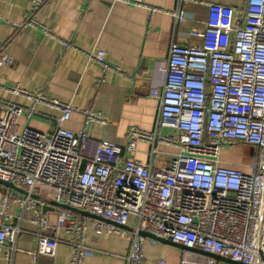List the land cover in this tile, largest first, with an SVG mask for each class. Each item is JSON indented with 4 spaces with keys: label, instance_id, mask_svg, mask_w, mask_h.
<instances>
[{
    "label": "built area",
    "instance_id": "obj_1",
    "mask_svg": "<svg viewBox=\"0 0 264 264\" xmlns=\"http://www.w3.org/2000/svg\"><path fill=\"white\" fill-rule=\"evenodd\" d=\"M189 2L204 5L208 15L202 31L189 33L200 43L183 45L176 33L188 20L196 21L183 9ZM42 4L36 0L27 22L17 27H38L30 15ZM170 15L174 34L160 69L164 83L150 91L159 101L157 126L152 132L131 127L125 147L102 141L89 153L86 129L73 133L62 128L77 109L42 93L6 88L32 106L0 102V180L25 193L3 187L0 251L7 244L15 251L23 233L11 224L10 210L17 206L32 211L31 222L41 230L33 259L55 256L58 240L46 235L51 226L43 211L52 206L34 199L39 197L98 217L94 228L99 234L129 240L126 264L144 262L147 238L141 233L235 264H264V0H247L240 10L178 0ZM104 57L98 53L93 59L106 71L111 67ZM11 63L0 58V66ZM37 107L62 114L55 130L20 132L19 119L36 115ZM84 113L86 124L102 120L96 113ZM140 143L150 147L147 166L128 158ZM162 147L174 152H161ZM241 147L256 150L254 163L236 167L222 161L223 152ZM159 157L168 160L159 166ZM53 208L56 228L72 236L71 264H85L98 252L85 245L86 219ZM132 219L136 226L129 228ZM193 256V262L184 263L226 264Z\"/></svg>",
    "mask_w": 264,
    "mask_h": 264
},
{
    "label": "crops",
    "instance_id": "obj_2",
    "mask_svg": "<svg viewBox=\"0 0 264 264\" xmlns=\"http://www.w3.org/2000/svg\"><path fill=\"white\" fill-rule=\"evenodd\" d=\"M35 1L0 0V58L6 56L12 61L10 66H0V102L29 109L30 101L6 92V88L18 86L73 106L77 110L62 128L73 133L86 129L89 153L102 141L125 147L131 127L154 131L159 120V101L150 96V91L164 83L160 69L165 67L173 40L174 21L170 14L177 10L178 0H42L40 9L30 15L38 27L18 28L27 22ZM190 1L220 4L235 10L243 9L247 2ZM152 9L159 11L151 14ZM183 9L188 18L194 16L196 21L188 20L176 33V40L183 45L198 44L200 40L190 39L189 33L204 29L207 8L189 2ZM64 43L70 47L65 48ZM98 53H104L105 63L111 69L103 70L93 59ZM85 111L98 114L102 120L86 124ZM36 113L19 119L20 132L29 128L50 134L62 115L45 107H37ZM160 151L174 152L168 147ZM233 151L223 152L222 161L236 167L247 164L241 156L233 155ZM128 158L147 166L150 147L140 143ZM167 160L159 157V166ZM3 193L0 186V203ZM38 209L42 210L40 206ZM50 209L47 215L51 230L46 235L58 240L55 256L33 259L40 227L31 222L32 211L22 212L13 206L11 224L19 226L23 233L18 237L15 251L11 244L0 251V264H71L72 248L68 242L72 236L56 228V212L53 207ZM77 216L87 221L85 245L98 251L85 264H126L129 240L99 234L94 228L95 219ZM135 226L132 219L129 228ZM193 253L180 246L147 239L143 264H185V260L191 263Z\"/></svg>",
    "mask_w": 264,
    "mask_h": 264
},
{
    "label": "water",
    "instance_id": "obj_3",
    "mask_svg": "<svg viewBox=\"0 0 264 264\" xmlns=\"http://www.w3.org/2000/svg\"><path fill=\"white\" fill-rule=\"evenodd\" d=\"M0 186L6 187V188H8V189H11V190L17 191V192H19V193L22 194V195H25V193H24L23 191H21V190L15 188L12 184H8V183H5V182H2L1 180H0ZM34 199H35V200H38V201H41V202H44V203H46V204H48V205H50V206H52V207H55V208L66 209V210H69V211H71V212H73V213H75V214H77V215H80V216H83V217H89V218H92V219H95V220H99V218L96 217V216H94V215H91V214H89V213H87V212H83V211H80V210H77V209L71 208V207H69V206L59 205V204L52 203V202H47V201H45V200H43V199H41V198H39V197H34ZM49 210H51V209H50L48 206L44 207V209H43L44 212H47V211H49ZM56 217H57V216H56ZM141 235H142L143 237H146L147 239H154V240H156V242H165V243L173 244V245H175V246H179V245H176V244L172 243V242L169 241V240L159 239V238H156V237H154V236H152V235H150V234H147V233H141ZM180 247L183 248L184 250L189 251V252H195V253H199V254H202V255H205V256H208V257L215 258L216 260H218V261H220V262H223V263H226V264H235V263L231 262L230 260H225V259H221V258H219V257H217V256H213V255L205 254V253H203V252H201V251H199V250L189 249V248H184V247H182V246H180Z\"/></svg>",
    "mask_w": 264,
    "mask_h": 264
},
{
    "label": "rangeland",
    "instance_id": "obj_4",
    "mask_svg": "<svg viewBox=\"0 0 264 264\" xmlns=\"http://www.w3.org/2000/svg\"><path fill=\"white\" fill-rule=\"evenodd\" d=\"M233 155L241 156L244 162L247 164H252L255 161L256 150L250 147H241L233 151Z\"/></svg>",
    "mask_w": 264,
    "mask_h": 264
}]
</instances>
